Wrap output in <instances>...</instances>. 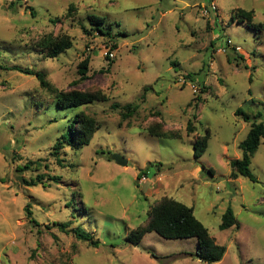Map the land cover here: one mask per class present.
<instances>
[{
  "label": "rangeland",
  "instance_id": "1",
  "mask_svg": "<svg viewBox=\"0 0 264 264\" xmlns=\"http://www.w3.org/2000/svg\"><path fill=\"white\" fill-rule=\"evenodd\" d=\"M212 1L218 10L206 17L202 8ZM237 8L254 10L255 23L264 24V0H0V264H208L196 255V237L148 232L130 244V231L164 197L192 206L227 246L212 264H264V139L251 163L257 181L231 176L251 126L236 109L264 122V28L232 19ZM90 14L106 18L110 36ZM47 34L69 35L73 46L47 57L29 44ZM19 68L42 72L57 90L96 88L110 100L62 108ZM113 103L138 109L124 118ZM79 111L97 119L92 141L52 155ZM157 122L180 137L143 132ZM207 130L208 146L196 158L194 142ZM38 174L45 177L28 185ZM229 206L239 227L220 230ZM76 227L99 245L78 239Z\"/></svg>",
  "mask_w": 264,
  "mask_h": 264
},
{
  "label": "trees",
  "instance_id": "2",
  "mask_svg": "<svg viewBox=\"0 0 264 264\" xmlns=\"http://www.w3.org/2000/svg\"><path fill=\"white\" fill-rule=\"evenodd\" d=\"M75 10L74 5L69 6L68 14H71ZM254 10H246L237 8L232 15V19H237L239 22L246 21L247 25L256 30H262L264 28L263 23H255ZM89 20L94 28L102 35L110 36L111 32L105 28L106 18L96 14H90ZM210 25V24H209ZM30 45L40 48L47 57L55 58L63 51L73 46V39L69 35L47 34L35 41H30ZM113 48L116 44H112ZM109 58V56L107 55ZM231 60V58H229ZM91 62V56L87 55L78 66V73L80 79H86L88 77L89 64ZM18 70L26 74H34L40 82L43 88H46L53 92L54 100L58 106L62 108L78 107L86 105L95 101H109L110 97L107 93L100 89L88 88L85 90L73 89V90H57L51 85L45 78L42 72H34L31 69ZM188 76H192L188 74ZM251 80V79H250ZM145 99V93L142 95L141 100ZM112 108H121L122 116L128 118L133 112H136L138 105L136 103H128L126 105H120L119 103H113ZM236 115L241 116L244 121L250 122L251 126L246 138L239 144L242 150V155L238 159L231 161L233 178H238L240 175L248 177L252 181H257L256 175L251 169L252 158L264 139V122L258 121L260 113L252 117L245 111L243 107H238L235 112ZM98 128L97 119L92 115L87 114L84 111H79L75 114L68 130L62 134L55 142L52 155L59 156L61 150L67 145L72 148L82 149L84 146L89 145L92 138ZM186 129L188 132L194 131V122L189 121ZM143 132H146L150 136L158 138H179L180 132L178 130H170L164 128L162 122H157L147 126ZM210 131L207 130L206 134L197 137L194 142V156L196 158L201 157L209 143ZM59 161L63 159L58 158ZM34 161H28L23 167H19L21 170L31 168ZM36 165H39L36 163ZM152 163L146 168V171ZM211 170V169H210ZM212 171V170H211ZM45 176L38 174L36 179L29 181L28 185H36ZM56 182L59 180V176L51 177ZM26 212L29 219L34 224H39L32 216L31 206H26ZM61 228L68 227V222L61 223ZM233 226L239 227L237 217L234 210L229 206L222 216L220 223V230H225ZM75 236L83 241L89 243L90 246L97 247L99 241L95 240L93 235L85 231L82 227H76L72 230ZM148 232H156L160 236L168 239H183L196 237L198 239L197 257L208 264L220 261L227 251V246L224 244H218L214 237L210 234L208 228L196 217L194 208L187 204L176 200L173 197H164L149 211L148 219L132 229L128 234V240L131 245L138 246L143 237Z\"/></svg>",
  "mask_w": 264,
  "mask_h": 264
},
{
  "label": "built area",
  "instance_id": "3",
  "mask_svg": "<svg viewBox=\"0 0 264 264\" xmlns=\"http://www.w3.org/2000/svg\"><path fill=\"white\" fill-rule=\"evenodd\" d=\"M217 10H218L217 5L212 1L210 5L204 6L202 8V13L206 17H213V15L215 14V12H217ZM110 55L112 56V58L114 57V53H111Z\"/></svg>",
  "mask_w": 264,
  "mask_h": 264
},
{
  "label": "water",
  "instance_id": "4",
  "mask_svg": "<svg viewBox=\"0 0 264 264\" xmlns=\"http://www.w3.org/2000/svg\"><path fill=\"white\" fill-rule=\"evenodd\" d=\"M113 159L118 163V164H121V165H127L128 161L121 155L119 154H114L113 155Z\"/></svg>",
  "mask_w": 264,
  "mask_h": 264
}]
</instances>
